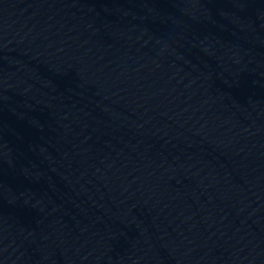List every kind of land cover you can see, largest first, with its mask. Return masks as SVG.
Wrapping results in <instances>:
<instances>
[{"label": "water", "instance_id": "95a60500", "mask_svg": "<svg viewBox=\"0 0 264 264\" xmlns=\"http://www.w3.org/2000/svg\"><path fill=\"white\" fill-rule=\"evenodd\" d=\"M0 264H264V0H0Z\"/></svg>", "mask_w": 264, "mask_h": 264}]
</instances>
